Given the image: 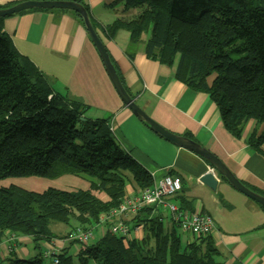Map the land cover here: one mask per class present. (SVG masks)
I'll return each instance as SVG.
<instances>
[{
  "label": "trees",
  "instance_id": "trees-1",
  "mask_svg": "<svg viewBox=\"0 0 264 264\" xmlns=\"http://www.w3.org/2000/svg\"><path fill=\"white\" fill-rule=\"evenodd\" d=\"M67 1L82 5L90 14L86 0ZM116 4L124 9L120 19L104 28L109 38L126 31L132 46L144 44L149 58L170 67L176 64V78L210 96L235 138H242L251 120L264 125V0H117ZM71 13L83 24L77 13ZM3 20L0 180L61 174L93 180L88 190L0 189V244L10 234L29 236L36 245L67 239L69 246L57 255V264H224L218 261L210 235L184 244L177 226L167 228L153 208L130 222L134 228L143 226L141 240L109 231L86 247L71 239L76 229H94L102 216L117 209L128 185L143 191L154 181L117 143L110 118H85L86 106L55 91L48 78L15 49L3 31ZM144 35H148L145 42ZM247 143L264 154V129L260 134L254 131ZM101 193L107 200L99 198ZM72 219L77 228L71 227ZM54 223L73 229L61 236L52 230ZM75 246L76 253L71 249ZM45 253L28 260L13 256L0 264H43Z\"/></svg>",
  "mask_w": 264,
  "mask_h": 264
},
{
  "label": "crops",
  "instance_id": "crops-1",
  "mask_svg": "<svg viewBox=\"0 0 264 264\" xmlns=\"http://www.w3.org/2000/svg\"><path fill=\"white\" fill-rule=\"evenodd\" d=\"M26 1L29 0H0V7L9 8ZM116 1L86 0V3L127 92L162 127L208 149L245 186L264 196V154L247 143L254 131L258 134L263 131L264 125L251 120L242 138H235L224 127L210 96L176 78V64L170 67L149 58L144 44L132 46L126 31L109 38L104 28L120 19L124 9L123 4L115 5ZM2 27L15 49L48 78L55 91L87 107L85 118L111 119L117 143L151 174L154 183L166 175L182 179L183 190L171 201L181 208L212 217L215 228L210 236L219 252V262L264 264V210L261 206L219 176L216 191L210 190L200 181L210 172V164L158 136L124 105L84 25L70 11L29 10L4 18ZM147 39L148 35H144L142 41ZM140 192L132 184L126 188V196ZM154 214L163 219L167 228H172L168 212L155 210ZM135 216L124 219L130 223ZM130 225L134 228L133 223ZM96 228L100 238L104 236L105 228ZM71 229L65 227L57 232L66 236ZM135 229L130 240L143 239V228ZM188 235V242L193 241ZM69 242L57 238L36 245L29 236L10 234L0 244V263L8 262L13 256L32 259L49 249L57 250L59 255ZM94 242H97L95 237ZM71 249L76 253V246Z\"/></svg>",
  "mask_w": 264,
  "mask_h": 264
},
{
  "label": "water",
  "instance_id": "water-1",
  "mask_svg": "<svg viewBox=\"0 0 264 264\" xmlns=\"http://www.w3.org/2000/svg\"><path fill=\"white\" fill-rule=\"evenodd\" d=\"M29 10H62L77 13L81 17L88 36L103 62L108 77L124 105L140 121L146 123L158 136L175 146L191 151L206 160L210 164L212 171L210 170V172L206 173L200 181L210 190L216 191L218 187L217 177L219 176L226 180V182L237 192L264 208V196L245 186L216 155L190 138L175 134L165 129L138 106L135 98H133L125 89L116 68L112 63L107 48L92 24L90 14L82 5L67 0H29L9 8L0 9V18H6Z\"/></svg>",
  "mask_w": 264,
  "mask_h": 264
},
{
  "label": "built area",
  "instance_id": "built-area-1",
  "mask_svg": "<svg viewBox=\"0 0 264 264\" xmlns=\"http://www.w3.org/2000/svg\"><path fill=\"white\" fill-rule=\"evenodd\" d=\"M182 190L183 182L179 176L166 175L160 181L154 183L151 188L143 190L134 196H125L117 209L100 218L98 227L105 228L103 229V234L109 231L113 235L130 239L132 229L134 230L135 228L127 223L124 218L138 215L145 209L153 208L154 210L168 212L172 223L181 229L182 232L190 234L193 237V241L211 235L215 226L209 214L181 208L171 201ZM160 220L163 221L162 218ZM136 228H143V226ZM71 239L78 241V244L86 247L94 240L93 229L82 230L78 228L71 235ZM57 255V250L49 249L45 253V258L53 259L54 263L57 264Z\"/></svg>",
  "mask_w": 264,
  "mask_h": 264
},
{
  "label": "rangeland",
  "instance_id": "rangeland-1",
  "mask_svg": "<svg viewBox=\"0 0 264 264\" xmlns=\"http://www.w3.org/2000/svg\"><path fill=\"white\" fill-rule=\"evenodd\" d=\"M92 178L84 176V177H76L70 174H61L57 177H36V176H28V177H11L0 180V189L8 188L11 186L18 187L27 191L41 193L46 191L47 189L54 188L59 190H88L91 188ZM99 198L103 200H107V196L104 193L99 194ZM77 221L75 219L71 220V227L77 225ZM68 228L64 224L54 223L52 224V230L57 232L62 230L63 228ZM98 227V226H97ZM178 228V227H177ZM133 231V229H132ZM95 239H100L99 229H93ZM178 233L182 239V242L185 244L189 241V235L182 232L181 229L178 228ZM43 264H50L49 261H44Z\"/></svg>",
  "mask_w": 264,
  "mask_h": 264
}]
</instances>
